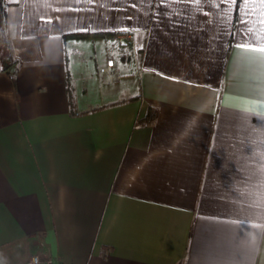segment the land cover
I'll list each match as a JSON object with an SVG mask.
<instances>
[{
    "label": "crops",
    "instance_id": "crops-1",
    "mask_svg": "<svg viewBox=\"0 0 264 264\" xmlns=\"http://www.w3.org/2000/svg\"><path fill=\"white\" fill-rule=\"evenodd\" d=\"M4 4L1 264H264V0Z\"/></svg>",
    "mask_w": 264,
    "mask_h": 264
},
{
    "label": "snow or ice",
    "instance_id": "snow-or-ice-1",
    "mask_svg": "<svg viewBox=\"0 0 264 264\" xmlns=\"http://www.w3.org/2000/svg\"><path fill=\"white\" fill-rule=\"evenodd\" d=\"M240 4H246L248 0H239ZM232 4H237V0H231ZM245 15H248V13H245ZM65 21H70L71 17H65ZM55 21H49V23H53ZM245 33L241 34L238 32H232L231 37L232 39L229 41L230 44H232L233 41H235V47L242 50H251L256 51L259 53H264V46L261 47H253L254 44H256L255 39H249L248 37L252 35L253 29L251 27H248V21L243 22ZM81 31H87L88 30V24H83L80 27ZM239 35L240 39L235 40V37ZM222 47V45H221ZM260 59L264 60V56L260 57ZM256 110L258 111L259 115L261 117H264V105H258L256 106Z\"/></svg>",
    "mask_w": 264,
    "mask_h": 264
},
{
    "label": "built area",
    "instance_id": "built-area-1",
    "mask_svg": "<svg viewBox=\"0 0 264 264\" xmlns=\"http://www.w3.org/2000/svg\"><path fill=\"white\" fill-rule=\"evenodd\" d=\"M119 42H123L125 40V36L121 35L117 38ZM116 67V62L113 58L108 59L106 64L100 67L101 74L106 78L107 81H118L120 79V75L114 72V68ZM140 77L143 76V73H139ZM141 125L138 123L136 127H140ZM1 264V262H0ZM26 264H53L51 259H43L39 255H33L30 257Z\"/></svg>",
    "mask_w": 264,
    "mask_h": 264
},
{
    "label": "trees",
    "instance_id": "trees-1",
    "mask_svg": "<svg viewBox=\"0 0 264 264\" xmlns=\"http://www.w3.org/2000/svg\"><path fill=\"white\" fill-rule=\"evenodd\" d=\"M1 3H2V11H3V14L5 16L6 7H5V4H4V0H1ZM73 36H75V37H85L86 34H75ZM8 61H10V63ZM2 62L4 64V70H7L10 66L13 67L12 71L10 72V74L12 75V78L15 79L16 73H17V70H18L17 61L12 59L10 56H6L5 59Z\"/></svg>",
    "mask_w": 264,
    "mask_h": 264
},
{
    "label": "rangeland",
    "instance_id": "rangeland-1",
    "mask_svg": "<svg viewBox=\"0 0 264 264\" xmlns=\"http://www.w3.org/2000/svg\"><path fill=\"white\" fill-rule=\"evenodd\" d=\"M41 257V256H40Z\"/></svg>",
    "mask_w": 264,
    "mask_h": 264
}]
</instances>
